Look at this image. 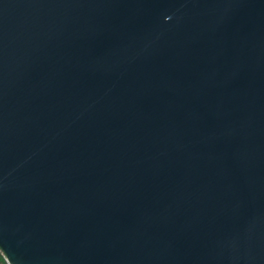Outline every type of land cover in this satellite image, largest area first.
<instances>
[{"label":"water","instance_id":"95a60500","mask_svg":"<svg viewBox=\"0 0 264 264\" xmlns=\"http://www.w3.org/2000/svg\"><path fill=\"white\" fill-rule=\"evenodd\" d=\"M9 264H264V0H0Z\"/></svg>","mask_w":264,"mask_h":264},{"label":"trees","instance_id":"16d2710c","mask_svg":"<svg viewBox=\"0 0 264 264\" xmlns=\"http://www.w3.org/2000/svg\"><path fill=\"white\" fill-rule=\"evenodd\" d=\"M0 264H9L5 258V255L1 250H0Z\"/></svg>","mask_w":264,"mask_h":264}]
</instances>
